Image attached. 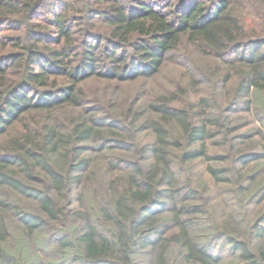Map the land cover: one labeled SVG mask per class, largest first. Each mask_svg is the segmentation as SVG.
I'll list each match as a JSON object with an SVG mask.
<instances>
[{
    "label": "trees",
    "instance_id": "1",
    "mask_svg": "<svg viewBox=\"0 0 264 264\" xmlns=\"http://www.w3.org/2000/svg\"><path fill=\"white\" fill-rule=\"evenodd\" d=\"M234 1L0 0V31H24L0 35V48H10L0 52V264H32L48 249L62 255L48 264H128L144 251L153 253L150 264H168L172 249L171 264L184 249L187 264H262L264 208L243 214L249 243L229 235L226 258L183 239L200 226L196 189L184 177L196 160L242 205L246 195L264 200V177L248 175L264 161V0H255L254 22L234 14ZM76 24L85 27L79 34ZM192 52L240 68L235 83L225 70L217 80L210 74L208 92L189 93L197 82L190 73L145 103L82 89L88 80L118 89L150 79ZM243 113L258 127L238 132L233 120ZM173 214L179 231L165 225L131 240L121 230L127 216L139 226L144 216ZM9 222L21 233L16 253L7 250Z\"/></svg>",
    "mask_w": 264,
    "mask_h": 264
},
{
    "label": "rangeland",
    "instance_id": "2",
    "mask_svg": "<svg viewBox=\"0 0 264 264\" xmlns=\"http://www.w3.org/2000/svg\"><path fill=\"white\" fill-rule=\"evenodd\" d=\"M80 4L77 6L79 8ZM256 2L255 0H235L232 8L234 11V14L237 16L244 18L247 21L254 22L255 19V11H256ZM103 27L104 25H97L99 29L100 27ZM82 28H85L83 25L76 24L75 30H77L79 34ZM9 35L8 37H14L15 35L23 34V28H21L18 31L9 29H1L0 35ZM185 38H182V41ZM7 42V41H6ZM10 51L9 47L4 46L3 49L0 48V52L3 53V51ZM187 58V60H185ZM191 60L188 63V61ZM207 69V70H206ZM240 69V68H239ZM238 68L232 67L229 65H222L219 63L215 57L210 56L209 54H201L192 52L191 54H184L181 58H178L176 60H167L164 65L161 67V69L158 71V73L155 74L154 77L146 80H139L134 82H125L120 85V88L116 89L112 84L114 83H107L109 84V87H107L106 82L101 84L95 83L92 80H88V82L83 83V91H85L86 94L95 95V94H101L104 93H110L111 91L116 94V96L121 100H130L135 101L139 97H142L143 102L145 103L146 98L148 99V96H156L159 93L165 92L166 90H171L176 84H186V82L189 81L190 73L193 74L192 76L196 79V86L191 87L189 90V93H194L196 91H201L203 93H206L209 91V86L207 83V80L211 78L210 74H212V78L210 80H217L219 78H223V75L225 73V70L228 71L229 75L233 76V80L231 83H235L236 78L238 77L237 73L239 71ZM199 71V72H197ZM206 71L208 75L205 76L202 75L200 72ZM214 73V74H213ZM63 82L62 80L60 81ZM200 92V93H201ZM64 114V112H63ZM246 113H243L241 116L234 117L233 123L240 127V130L238 132H248L246 131L248 128H255L258 127V124L252 121V117ZM247 117L246 119H244ZM142 139L146 143L151 142V135L149 132H143L142 133ZM104 161L101 158H98L96 163V167L103 166ZM206 164L201 162L200 160L194 161L190 166H187L185 169L184 177L188 176L191 178V183L193 184V187L196 189V197L193 200L194 202L198 203L200 206V212L201 214H198L196 217H198L200 220L198 223L200 226L197 227L199 229L203 224H205L208 221H215L217 223V226L221 229L225 230V227L228 226L229 228L234 227L235 229H242L244 230L245 222L243 221V214L244 219L246 217V213H249V215H253L255 211V215L250 217L249 219L255 218L256 215L260 214V211L264 208V200H260V203H257L255 196L246 195L243 199V205L241 204V198L237 201L236 194L232 193L231 185L228 184H221L217 183L212 177L208 176V174L205 171ZM104 168V167H103ZM250 174H257L258 180L264 177V161H259V163L253 164L251 171L248 172V175ZM185 178H183V181ZM246 184H250L249 180L246 181ZM255 183H251L250 187L254 188ZM86 196H91V190L86 191ZM192 200H189V202ZM26 203V202H25ZM250 206L252 209L245 210L244 207L241 206ZM28 207L35 209V204L32 201H27ZM77 204H75L74 207H76ZM234 209L236 211H234ZM255 216V217H254ZM243 221V224H242ZM15 222H9V226L11 228V235L12 238L9 242V248L7 250H12V253H16V248L14 247V244L17 242V238L21 237V233L17 229L18 227ZM101 225V222H99ZM238 226V227H237ZM100 228L108 229V226L106 224L100 226ZM227 228V227H226ZM238 229V230H239ZM196 231V230H195ZM40 239L43 238L46 240L48 238L47 235L42 233L40 236H38ZM12 246L10 247V245ZM258 244V242H257ZM259 248L264 246V242H261V244H258ZM228 249H221L217 252V254H220L226 258L228 256ZM66 251V250H64ZM64 254V253H62ZM153 255L152 252L144 251V253H138L135 257L134 264H150L151 256ZM174 256V250L170 251V257H168V264H171V259ZM62 255H58L57 251H53L52 249H48L45 251V253L41 254V258L38 259L37 262L32 264H48L50 260H54L55 262L60 260ZM58 263V262H57ZM67 262H60L59 264H65ZM233 262L230 260V258L225 259L223 264H232ZM77 264H84V263H77Z\"/></svg>",
    "mask_w": 264,
    "mask_h": 264
},
{
    "label": "clouds",
    "instance_id": "3",
    "mask_svg": "<svg viewBox=\"0 0 264 264\" xmlns=\"http://www.w3.org/2000/svg\"><path fill=\"white\" fill-rule=\"evenodd\" d=\"M136 215L139 216V210H137ZM176 219L177 218L175 217V214L162 219H151L148 216H144V222L139 226H134L135 222L133 221V217L127 216L124 218V224L121 230L125 232L131 238V240H136L140 237L150 235L152 232L165 225H167L169 228L179 231L176 226ZM259 226L264 227V222H262ZM57 227H59V225H57ZM71 227H75V225H71ZM68 230L70 231V228ZM233 234L236 235L237 239L243 240L245 243H249L246 230L232 233L219 228L215 221L206 222L194 232H186L183 236V239L187 241L188 247L195 248L209 257H214L219 250L233 247L235 241L228 240V236ZM121 246L122 245L119 242L115 244V247ZM249 246L251 247V245ZM185 251L186 249L181 250L179 255L176 257L178 264H187V261L183 259ZM71 254V252L68 253V255ZM135 259L136 257H130L128 264H131V261ZM208 264H213L212 259H209ZM262 264H264V260H262Z\"/></svg>",
    "mask_w": 264,
    "mask_h": 264
}]
</instances>
